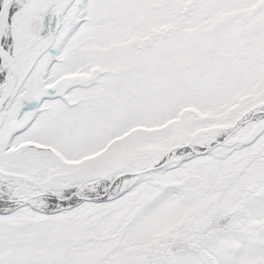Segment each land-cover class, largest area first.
Returning a JSON list of instances; mask_svg holds the SVG:
<instances>
[{"label":"snow or ice","instance_id":"snow-or-ice-1","mask_svg":"<svg viewBox=\"0 0 264 264\" xmlns=\"http://www.w3.org/2000/svg\"><path fill=\"white\" fill-rule=\"evenodd\" d=\"M0 264H264V0H0Z\"/></svg>","mask_w":264,"mask_h":264}]
</instances>
